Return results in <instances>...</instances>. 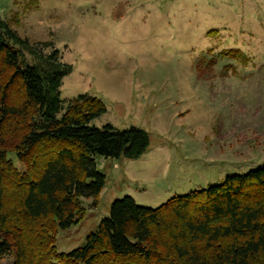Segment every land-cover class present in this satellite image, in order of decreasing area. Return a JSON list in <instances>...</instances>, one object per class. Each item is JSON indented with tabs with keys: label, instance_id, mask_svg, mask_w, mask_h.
Wrapping results in <instances>:
<instances>
[{
	"label": "rangeland",
	"instance_id": "rangeland-1",
	"mask_svg": "<svg viewBox=\"0 0 264 264\" xmlns=\"http://www.w3.org/2000/svg\"><path fill=\"white\" fill-rule=\"evenodd\" d=\"M0 17L70 66L62 111L96 97L90 126L149 137L139 158L94 157L97 207L83 199L57 252L82 247L116 199L157 208L264 165V0H0Z\"/></svg>",
	"mask_w": 264,
	"mask_h": 264
},
{
	"label": "trees",
	"instance_id": "trees-1",
	"mask_svg": "<svg viewBox=\"0 0 264 264\" xmlns=\"http://www.w3.org/2000/svg\"><path fill=\"white\" fill-rule=\"evenodd\" d=\"M51 47L0 17V261L264 264V165L157 208L116 199L82 247L56 251L57 232L85 217L83 199L97 207L104 176L94 157L139 158L149 137L136 127L90 126L105 111L96 97L62 111L59 89L71 68Z\"/></svg>",
	"mask_w": 264,
	"mask_h": 264
}]
</instances>
